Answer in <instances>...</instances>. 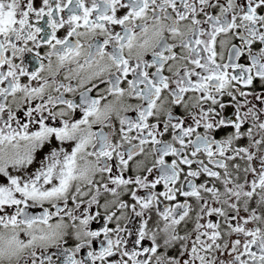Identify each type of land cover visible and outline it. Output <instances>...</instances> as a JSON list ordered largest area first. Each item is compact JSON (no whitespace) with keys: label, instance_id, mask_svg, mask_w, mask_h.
Returning a JSON list of instances; mask_svg holds the SVG:
<instances>
[{"label":"snow or ice","instance_id":"snow-or-ice-1","mask_svg":"<svg viewBox=\"0 0 264 264\" xmlns=\"http://www.w3.org/2000/svg\"><path fill=\"white\" fill-rule=\"evenodd\" d=\"M0 264H264V0H0Z\"/></svg>","mask_w":264,"mask_h":264},{"label":"flooded vegetation","instance_id":"flooded-vegetation-1","mask_svg":"<svg viewBox=\"0 0 264 264\" xmlns=\"http://www.w3.org/2000/svg\"><path fill=\"white\" fill-rule=\"evenodd\" d=\"M37 2H39V0H37ZM91 227L93 228V229H95V228H97L98 226L95 224V223H93L92 225H91ZM146 244H147V242H145ZM170 254H174V253H170Z\"/></svg>","mask_w":264,"mask_h":264}]
</instances>
